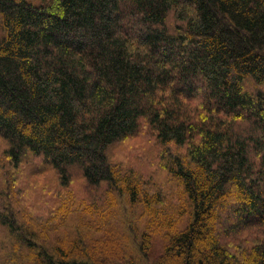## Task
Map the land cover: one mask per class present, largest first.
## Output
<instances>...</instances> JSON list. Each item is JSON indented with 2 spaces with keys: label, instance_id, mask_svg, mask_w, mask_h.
<instances>
[{
  "label": "trees",
  "instance_id": "obj_1",
  "mask_svg": "<svg viewBox=\"0 0 264 264\" xmlns=\"http://www.w3.org/2000/svg\"><path fill=\"white\" fill-rule=\"evenodd\" d=\"M142 121L167 182L108 154ZM0 144V264H264V0H0ZM25 160L130 206L105 220L130 239L40 245L11 205Z\"/></svg>",
  "mask_w": 264,
  "mask_h": 264
},
{
  "label": "rangeland",
  "instance_id": "obj_2",
  "mask_svg": "<svg viewBox=\"0 0 264 264\" xmlns=\"http://www.w3.org/2000/svg\"><path fill=\"white\" fill-rule=\"evenodd\" d=\"M145 122H141L140 131L136 135L113 145L108 154L115 165L123 171H134L142 175L144 179H147L149 171L157 172L160 182H167V173L159 171L156 167L159 146L150 135ZM1 153L0 150V192L2 193L10 191V186L9 181L1 177L2 168L6 169L8 164V162L5 163L7 160L1 158ZM20 168V183L14 190L17 198L13 199L11 205L24 220V224L31 226L30 228L39 234L36 238L40 241V245L67 243L82 234L89 235L93 241H108L115 239L114 234L120 232L127 240L130 239L133 225L124 226L120 222L118 225L113 220L108 228L105 226L106 218L112 214L130 224L132 211L130 206L127 205L124 209L125 205L118 200L114 203L112 212L109 210L105 215L99 214L97 202H95V196H97L95 188L87 186L86 180L77 173L73 176L74 180L68 188H61L58 176L51 167L32 166L25 160ZM4 173L10 174L11 170L7 169V172L4 170ZM60 194L65 200L76 199L80 203H60L57 200ZM137 208L138 214L142 215L143 221L148 224L149 219L143 207ZM22 219L20 221H23ZM184 222L185 219L180 222L179 229L187 225ZM144 230L145 228H142L141 233ZM149 231L153 233L152 230ZM220 233L218 230L219 235ZM165 241L163 234H152L151 256L153 258H159L162 255ZM2 243L5 244L7 251H2L0 248V257L12 255L14 245L9 243L8 235L0 228V247Z\"/></svg>",
  "mask_w": 264,
  "mask_h": 264
}]
</instances>
